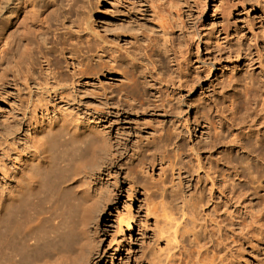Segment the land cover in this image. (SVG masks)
I'll use <instances>...</instances> for the list:
<instances>
[{
    "label": "rangeland",
    "instance_id": "1",
    "mask_svg": "<svg viewBox=\"0 0 264 264\" xmlns=\"http://www.w3.org/2000/svg\"><path fill=\"white\" fill-rule=\"evenodd\" d=\"M11 2L0 0V194L6 182L14 181L12 170L17 162L33 150L37 128L49 120L58 124L60 131L52 150L54 163L66 174L67 184L73 183L74 177L82 178V187L90 194L86 233L69 253L61 250L70 205L77 203L75 196L65 200L45 191L31 197L26 213L31 220L42 219L38 236L43 247L37 264H190L197 236L207 243L214 240L218 258L207 259L206 264H264V145H254L256 138L242 139L247 147L239 151L230 142L234 135L226 132L225 142L204 155L211 156L208 167L212 172L227 177L217 180L215 203L202 214L183 211L181 198L155 186L163 169L170 186L172 173L164 160L150 156L154 150L142 152L144 163L151 160L145 163L144 172L137 170L134 176L130 171L133 160L141 157L151 128L163 120L159 89L172 90L174 80L179 81L177 87L196 82L190 96L191 111H185V106L182 114H177L181 121L189 117L194 123L218 102L229 119L234 116L232 110L238 112L232 120L235 134L248 130L254 115H244L246 92H264V0H79L74 21L92 13L91 37L107 40L110 51L123 59L108 67L90 62L75 86L59 88L58 94L43 86L30 91L14 80L22 63L23 47L18 50L16 44L20 27L22 23L33 27V8L26 2L15 22L7 11ZM45 2L51 21L62 0ZM156 4L163 7L159 12L164 24H160ZM10 45L11 53L5 55V47ZM144 45L162 66L160 73L152 71L150 97L143 94L134 102L131 94H119L120 98H112L110 103L104 94L125 79L113 72L112 66L119 72L127 69L129 50L138 54L136 66L143 78L147 64L141 54ZM128 71L131 76L132 70ZM85 125L100 137L93 147L84 143L81 148L67 134L69 127ZM201 126L189 136V144L199 147L211 140L210 128L204 121ZM76 158H82L77 172H69ZM183 177L188 179L185 173ZM189 183L181 186L188 195L193 194V183ZM162 202L168 209L162 208ZM192 203L188 197L185 204ZM130 220L133 223L129 225ZM31 236L26 234L20 237L22 243L15 240L13 245L30 251L24 244ZM23 261L29 262L28 258Z\"/></svg>",
    "mask_w": 264,
    "mask_h": 264
},
{
    "label": "bare ground",
    "instance_id": "2",
    "mask_svg": "<svg viewBox=\"0 0 264 264\" xmlns=\"http://www.w3.org/2000/svg\"><path fill=\"white\" fill-rule=\"evenodd\" d=\"M28 1L33 8V27L22 23L21 27L19 26L20 39L16 43L18 50L22 47L23 49L20 53V62L22 63L16 69L14 80L18 81L22 88L32 91L36 87L43 86L58 94L59 88L74 87L80 77L85 74V69L90 62L105 67H108V64L119 65L122 63L123 58H119V55L110 51L107 40L101 36L91 37L93 34L90 30L92 13L88 17L77 18L74 21L73 13L78 10L79 0H62L53 10L51 21L46 13L47 3L45 0H12L7 9L12 21L19 20L21 7ZM65 1H67V8L64 6ZM154 8L157 10L160 24H164V15L159 12L163 10V7L156 4ZM166 33H169V29H166ZM76 37L79 39L73 41ZM7 43H9L8 39ZM144 46L141 48L143 50L141 54L147 61L144 72L147 77L143 75L142 78L141 75L140 78L139 76V73L142 72L136 66L139 59L138 54H132L127 50L125 57L127 69L119 72V69L112 66L113 72L120 73L125 79L117 82L114 90L110 89L108 93L104 94V98L110 103L111 99L117 98L119 94H131L134 102H137L143 94L150 97L152 88H154L152 71L157 69L159 72L162 66L158 65L157 57L147 50L146 45ZM10 53L11 45L5 47V55H10ZM128 69L132 70L131 76H128L130 74ZM177 82L179 81L172 82V90L169 87L159 89L160 99L164 106V115L161 116L163 120H157L159 123L157 127L151 128L152 133L146 136L147 140L142 147L141 157L133 160L130 171L134 176L138 175L137 170L144 172L145 163H149L151 160H146L144 163L142 152L146 153L149 149L154 150L150 156H156L161 161L164 160L168 164L167 171L172 173L170 186L167 184L168 173L165 169L156 180L155 186H162L168 195L181 198L183 211L190 209L195 213L202 214L204 210L210 209L215 203L216 190H218L217 180L222 178L225 180L227 177L226 173L212 172L213 169L208 167L211 156L208 155L205 158L204 155L207 152L210 153V150L218 143L225 142L226 132L234 135V139L230 142L232 148H238L239 151L247 147L241 143V140L246 138L249 140L256 138L255 143L253 142L254 145L258 142L264 145V92H246L247 104L244 115H254V118L248 130L243 131L242 134H235L232 120L238 112L232 110L234 116L229 119V114L226 113L223 106L220 107L218 102L209 107L208 115L205 112L196 117L194 123L189 117L181 121V115L177 114H182V109L185 106V111H191L193 104L190 102V96L195 90L196 82L188 81L179 87L176 86ZM261 85L264 86V82H261ZM145 87L148 89L145 90ZM48 94L51 95V91ZM61 94L63 95V93ZM165 120L167 121L165 122ZM203 121L210 128L212 138L205 145L196 147L188 143V138L197 127H202ZM57 125L53 124V120L40 124V127L37 128V139L34 142L33 150L17 162L12 170L14 181L6 182L4 191L0 194V226L2 228L0 264H25L23 259L27 258L29 261L27 264H37L41 259L37 254L43 247V240L38 236V232L42 228V219L31 220L26 211L31 203V197L42 192H51L65 200L71 198L70 196L73 194L77 200L76 205H70L69 223L64 231L63 240L65 243L61 251L69 253L77 247L79 237L86 233L85 221L90 194L87 189L82 187V178L74 177V182L67 184L64 180L66 174L59 170L53 161L52 150L60 136ZM191 125H194L193 129L190 128ZM49 129L51 131H48ZM67 134L82 146L81 148L84 143L86 147H93L100 140L97 133L88 125H85L84 128L69 127ZM81 159H74L68 171L77 172ZM224 162L226 163V161ZM241 162L242 160L239 161V163ZM229 163L231 161H227V164ZM183 173L188 175V179H184ZM213 173H216L215 177L212 176ZM4 174L7 175L8 172L5 171ZM185 181H190L189 184L193 183V194L188 195L181 191V186ZM184 186L186 187V185ZM188 197L193 200L190 206L185 204L188 202ZM162 203V208L168 209L164 202ZM213 221L217 223L216 220ZM132 223L133 221L130 220L129 225ZM31 233V241L24 244L30 251L18 249L13 245L15 240L22 243L20 237L23 238L26 234ZM194 241L196 254L194 259L189 262L190 264H206L207 259L218 258L213 239L207 243L197 236Z\"/></svg>",
    "mask_w": 264,
    "mask_h": 264
}]
</instances>
